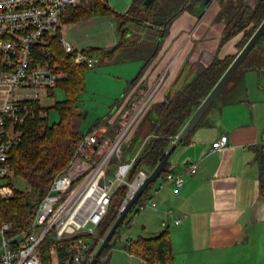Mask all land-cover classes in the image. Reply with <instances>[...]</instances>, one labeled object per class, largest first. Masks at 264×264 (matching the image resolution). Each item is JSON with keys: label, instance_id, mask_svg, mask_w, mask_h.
I'll return each mask as SVG.
<instances>
[{"label": "crops", "instance_id": "crops-1", "mask_svg": "<svg viewBox=\"0 0 264 264\" xmlns=\"http://www.w3.org/2000/svg\"><path fill=\"white\" fill-rule=\"evenodd\" d=\"M245 2L254 6L258 0ZM187 5L189 8L179 11L167 28L130 24L123 39L125 44L115 52L109 55L92 52L97 61L88 70L117 65L116 75L122 79L116 84L119 88L115 95L117 99L108 112L103 110L101 117L92 116V124H86L85 119L91 111H86L79 99L76 111L84 113V133L110 118L127 95L141 84L142 88L147 87L168 61L175 59L151 107L128 136L126 161L139 157L154 136L158 121L156 107L173 98L216 56L224 58L238 52L242 34L222 43L225 22L218 19L220 0H186L182 9ZM110 18L118 32L114 42L107 40L104 45L97 42L88 45L84 38L80 39V24L87 21L84 18L66 20L63 36L76 48L112 50L120 43L122 34L116 19ZM70 30H74L73 34H69ZM140 75V80L130 90L131 83ZM109 122L100 125L104 137L113 134L117 123L115 118ZM224 134L228 136L226 147L212 151V144ZM174 143L175 140L168 151ZM192 162L198 163V171L188 175V165ZM117 164L111 165V175ZM167 164L170 172L184 174L187 181L184 186L177 187L174 183H165V177L156 180L151 195L158 206L139 210L137 205L134 210L141 220L142 234L138 237L168 230L173 260L167 264H264L263 51L252 53L235 71L220 92L218 101L206 109L189 135L176 144ZM168 210L172 213L167 214ZM179 218L181 220L177 222ZM131 228L128 217L121 233ZM136 238L126 237L122 251L113 253L111 249L105 264H149L123 247L127 240Z\"/></svg>", "mask_w": 264, "mask_h": 264}, {"label": "built area", "instance_id": "built-area-1", "mask_svg": "<svg viewBox=\"0 0 264 264\" xmlns=\"http://www.w3.org/2000/svg\"><path fill=\"white\" fill-rule=\"evenodd\" d=\"M80 1L0 0L1 199H10L15 193L11 184L15 175L11 158L23 127L34 120L49 119V109L42 99L64 78L65 73L54 59L53 41L59 40L65 54L73 56L78 64L93 68L97 61L92 52L76 48L63 36L67 9L76 7ZM174 60L168 61L154 81L123 111L112 135L104 137L99 126L84 133L72 160L56 175L28 226L10 234L11 224L0 222V264H82L88 256H93L86 235H97L109 212L112 196L119 187L127 185L125 203L149 174L141 169L129 180L138 157L125 160L126 143L165 83ZM227 143L228 136L224 134L212 144L211 150L221 151ZM113 160L118 164L111 175ZM197 171L198 163L188 165V175ZM164 181L182 187L187 177L169 172ZM157 206L151 195L138 209ZM48 238L52 243L50 258L45 263L42 246Z\"/></svg>", "mask_w": 264, "mask_h": 264}, {"label": "trees", "instance_id": "trees-1", "mask_svg": "<svg viewBox=\"0 0 264 264\" xmlns=\"http://www.w3.org/2000/svg\"><path fill=\"white\" fill-rule=\"evenodd\" d=\"M175 1L154 0L151 5L147 6L144 3L145 0H132L127 11L122 13L112 8L108 0H83L76 7L67 9L71 12L67 21L97 15L114 17L122 34L120 43L114 49L107 51L98 48L87 49L90 52L99 51L109 55L125 44L123 39L129 30L128 26L130 24L139 27L167 28L179 11L189 8V5H187L182 9L181 4L174 11ZM220 3L221 9L218 19L225 22L222 43L242 34L243 37L238 43V52L224 58L216 56L205 69H202L173 98L156 107L158 121L154 136L135 161L129 174L130 181L134 179L139 170L152 171L158 165L190 117L264 20V0H258L254 6L248 5L245 0H220ZM53 51L55 61L67 73V77L59 83V86L65 89L67 98L63 101H57L54 105L60 115L58 122L51 124L49 119H46L34 120L28 123L23 127L24 132L21 140L12 150L11 162L15 168L16 177H22L27 187L24 190L15 188L14 196L10 199L0 198V222L11 224L10 234L18 233L33 221L39 202L48 192L56 175L68 166L84 135V113L77 112L76 108L79 103V93L85 90V72L88 67L76 63L73 56H67L57 39L53 41ZM258 51L264 52V34L247 58ZM140 78L141 75L131 83L130 90L138 83ZM141 89L142 84L117 105V109L110 118L95 126H100L102 123L109 122L110 119L114 118L117 122L123 111L131 106ZM111 132L112 129L109 127V133ZM116 163H118L117 160L112 161V164ZM169 172L167 164L158 178L165 177ZM156 180L149 185L130 213L134 212L137 205L144 203L151 196ZM127 190L128 186L123 185L112 196L109 212L100 224L97 235H86L91 242L90 253H95L109 228L118 217ZM127 218L128 216L117 229L113 244L105 249L98 264H105L107 261V254L117 244L121 229L124 227ZM51 243V239L48 238L42 246L45 263L50 258ZM123 247L126 251L141 257L149 264H167L173 260V249L168 230L149 237L127 240ZM91 259L92 256H88L82 264H89Z\"/></svg>", "mask_w": 264, "mask_h": 264}, {"label": "rangeland", "instance_id": "rangeland-1", "mask_svg": "<svg viewBox=\"0 0 264 264\" xmlns=\"http://www.w3.org/2000/svg\"><path fill=\"white\" fill-rule=\"evenodd\" d=\"M186 0H176L174 2V11L182 4L185 3ZM132 0H108L109 5L117 10L118 12H125L129 8ZM173 8V7H172ZM70 14H68L69 16ZM86 23L80 24L79 38H84L85 41L89 42L88 45L92 42H97L100 44H106L107 40H111L114 42V35L118 37L117 27L115 26V22L109 15H97L90 18H84ZM74 30H70L69 34H73ZM102 46V45H101ZM119 66L112 65L103 68H99L98 70L90 69L87 71L86 77V88L84 91L79 93V99L82 101V105L86 108V111L90 110L91 115L85 119L86 124H92V116L97 115V117H101L103 114V110H109L110 105L117 99L115 95L118 92L117 82L120 79L117 77ZM64 72V71H63ZM64 78L67 77V73L64 72ZM85 75V76H86ZM146 87L142 88L145 89ZM142 89L139 91L138 95L134 98V100L139 97L142 92ZM120 96V95H119ZM118 96V98H119ZM67 98V93L64 88L58 87L53 92L50 93L47 97L42 99V104L49 109V122L51 124L56 123L60 120L59 112L54 107L57 101H63ZM133 100V101H134ZM101 114V115H100ZM120 121V117L117 120V123L114 124L115 127L113 130L117 128L118 122ZM100 127V126H99ZM89 127L86 129V131ZM11 184L14 188L24 190L27 187L26 182L22 177H16L11 179ZM128 217L131 220L132 228L125 229L121 233V237L118 239L117 244L112 248L113 253L115 251H122V242L128 236L138 237L141 233L139 228L140 218L136 215L135 212L129 213Z\"/></svg>", "mask_w": 264, "mask_h": 264}, {"label": "water", "instance_id": "water-1", "mask_svg": "<svg viewBox=\"0 0 264 264\" xmlns=\"http://www.w3.org/2000/svg\"><path fill=\"white\" fill-rule=\"evenodd\" d=\"M153 1L154 0H145L144 3H145V5L149 6L152 4ZM263 34H264V20L260 24V26L257 28L255 33L248 40V42L245 44V46L242 48V50L238 53V55L236 56L234 61L231 63V65L227 68V70L221 76V78L216 83V85L213 87V89L209 92V94L203 100L201 105L197 108V110L194 112V114L190 117V119L188 120L184 129L177 136L175 143L173 144L171 149L166 152V154L161 159V161L158 163V165L151 172H149L147 177L137 187V189L134 191L132 196L121 207V210L119 212L118 217L116 218V220L113 222V224L109 228L105 237L102 239L99 247L97 248V250L93 254L92 259L90 260L89 264H98V262L101 260V256L104 253L105 249L110 247L113 244L114 235H115L117 229L119 228V226L121 225V223L129 215L130 211L136 205L137 201L143 195V193L146 191V189L149 187V185L159 177L162 169L168 163L170 154H171L172 150L175 148L176 144L182 142L189 135V133L192 131V129L197 125L200 117L203 115V113L206 111V109L211 104L218 101L219 94L222 91V89L228 83V81L233 76L235 71L238 68H241L243 66L244 60L250 54L252 49L256 46L257 42L260 40V38L263 36Z\"/></svg>", "mask_w": 264, "mask_h": 264}]
</instances>
